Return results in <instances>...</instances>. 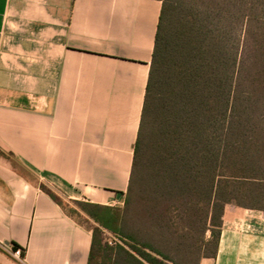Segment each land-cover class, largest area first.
<instances>
[{
    "label": "crops",
    "instance_id": "0c3cea01",
    "mask_svg": "<svg viewBox=\"0 0 264 264\" xmlns=\"http://www.w3.org/2000/svg\"><path fill=\"white\" fill-rule=\"evenodd\" d=\"M161 9L0 0V264H88L96 225L76 202L124 205ZM200 264H264V212L227 211Z\"/></svg>",
    "mask_w": 264,
    "mask_h": 264
},
{
    "label": "trees",
    "instance_id": "16d2710c",
    "mask_svg": "<svg viewBox=\"0 0 264 264\" xmlns=\"http://www.w3.org/2000/svg\"><path fill=\"white\" fill-rule=\"evenodd\" d=\"M160 1L124 207L76 202L88 264H200L227 211L264 212V0Z\"/></svg>",
    "mask_w": 264,
    "mask_h": 264
},
{
    "label": "rangeland",
    "instance_id": "374dc122",
    "mask_svg": "<svg viewBox=\"0 0 264 264\" xmlns=\"http://www.w3.org/2000/svg\"><path fill=\"white\" fill-rule=\"evenodd\" d=\"M19 171L22 172V169L20 168ZM22 173H24V172H22ZM56 196H57L56 198L58 199V201L63 205V207L66 208V211L68 213H71L70 210H71V206L73 205V202L69 199H66L65 197L60 196V195H56ZM123 207H124V205H122L120 208H123ZM129 216H131L130 217L131 218L130 227L134 229V204H133L132 213L129 214ZM75 218H76V220H78V222L84 224L86 227L91 228L94 226V223L89 221L84 216H76ZM103 238H104V241L108 242V243H113V241H114L112 234H110L108 232L104 233Z\"/></svg>",
    "mask_w": 264,
    "mask_h": 264
},
{
    "label": "built area",
    "instance_id": "2783aa9c",
    "mask_svg": "<svg viewBox=\"0 0 264 264\" xmlns=\"http://www.w3.org/2000/svg\"><path fill=\"white\" fill-rule=\"evenodd\" d=\"M6 251L9 253V255L18 262L24 261V252L21 248H13V247H5Z\"/></svg>",
    "mask_w": 264,
    "mask_h": 264
}]
</instances>
